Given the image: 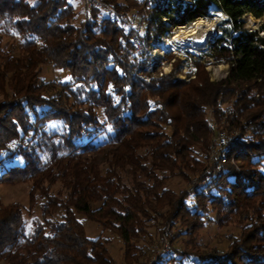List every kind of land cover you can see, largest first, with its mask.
I'll return each mask as SVG.
<instances>
[{"label": "trees", "instance_id": "obj_1", "mask_svg": "<svg viewBox=\"0 0 264 264\" xmlns=\"http://www.w3.org/2000/svg\"><path fill=\"white\" fill-rule=\"evenodd\" d=\"M92 1L76 22L69 0H0V184H28L40 210L27 230L0 204V264H264V38L240 21L264 0ZM211 6L232 25L211 42L227 77L195 61L194 80L151 78L153 41ZM44 65L70 81L39 82ZM220 131L235 135L213 150ZM207 222L236 232L209 247Z\"/></svg>", "mask_w": 264, "mask_h": 264}, {"label": "rangeland", "instance_id": "obj_2", "mask_svg": "<svg viewBox=\"0 0 264 264\" xmlns=\"http://www.w3.org/2000/svg\"><path fill=\"white\" fill-rule=\"evenodd\" d=\"M97 1L99 0H95V4L97 8L101 10L102 15L104 16L106 12L103 8H101L100 4ZM27 2L33 6L37 3V0H27ZM69 3L75 9L76 22L82 21L86 17L87 9L85 8L86 7L85 0H69ZM131 14H136L135 10H131L129 12V16ZM208 14L209 16L207 17V19L212 20L213 13L208 12ZM247 16H250L253 19L258 20L259 25L256 28L252 26H248L246 21ZM227 21H228V17L222 20H218L216 22L215 31L206 40L208 41L215 40L218 38L227 37L230 34L233 35L232 25L229 24ZM240 21L243 30H246L247 32H255L259 34L260 37L264 38V15L261 18H255L250 14L249 15L246 14L241 18ZM175 30L176 29L169 30L167 33L163 35V37L165 36L171 37ZM142 34L145 35V32L142 31ZM163 37L159 39L158 38L155 39L151 46V49L153 50V54H154L153 57L155 59L154 60L150 59L151 63L154 64L153 66H150L151 67L150 77L158 78L160 73L165 75L173 73L175 77H177V79L183 80L184 76L187 75L190 66L191 65L193 66V60H191L192 58L189 56L190 55L189 53L193 54V51L188 47L180 46V49H178L176 52L166 51L167 53L165 52L161 56H157L155 55V51L161 50V42ZM6 43H8L7 39L3 41L4 45ZM168 55H170L171 57ZM212 55L213 54H211V58L206 57L202 59L203 60L202 65H204V71L207 73L209 81L211 82H218L224 80L225 77H227L230 70L229 68L230 65L227 61V58H219L218 60H216L214 57H212ZM68 77H70V75L67 71L54 69L49 65H44L41 67L40 73L38 75V81L41 83L42 82H51L56 84L67 83L70 81L69 79H67ZM194 79L195 78H192L191 80ZM29 189L30 186L28 184H17V185L0 184V204L1 205L17 204L21 206L24 211V220L26 223L27 230L30 228L32 220L36 217L37 218L40 217L39 205L36 204L35 206L32 207V209L30 208V201L28 197ZM192 198H193L192 195L189 196L188 201H192ZM79 220L83 222L89 237L93 238L97 236L98 229L95 228V225L86 221L82 217H80ZM234 232H236L234 226L220 229L213 222H207L204 229L199 233L198 238L204 245H208L209 247H211L214 245L216 240H220L221 238L224 239L225 236L231 235ZM110 241L111 242L108 247L110 256L118 263L121 256L120 240L116 237H113L110 238ZM164 242L162 243V245L164 244Z\"/></svg>", "mask_w": 264, "mask_h": 264}, {"label": "built area", "instance_id": "obj_3", "mask_svg": "<svg viewBox=\"0 0 264 264\" xmlns=\"http://www.w3.org/2000/svg\"><path fill=\"white\" fill-rule=\"evenodd\" d=\"M94 2L92 0H86V6L87 8H91L93 6ZM129 27L131 30L135 31L136 32V35L133 37L132 39V44L135 48L136 51H139L142 47H143V34H142V31H144V29L142 28V26L139 24V17L137 16V14H131L129 16ZM185 27V26H184ZM181 27H178L176 29H179ZM206 40L203 44L195 47L194 49H192L193 51V54L192 53H189L190 57L192 58L191 60H193V66L191 65L190 66V69L187 73L186 76H184V79L185 81H189L191 80L192 78H195V75H196V67L194 66V62L195 61H200L202 63V59L203 58H208L210 57L211 58V54L213 53V47L211 45V42L213 40ZM203 46V47H202ZM167 53V52H166ZM148 54L150 55V59H155L153 57V50L150 49L148 50ZM154 64L151 63L150 61V66H153ZM230 68V67H229ZM163 75L165 74H162L160 73L159 74V77H162ZM226 78V77H225ZM146 80H149V79H146ZM235 134H232V133H227L225 131H220L218 132L215 137L212 139V142H211V148L213 150H216L217 148H220V147H223L226 145V143L231 140V138L234 136ZM168 247V243L167 241L164 242L163 244V248L166 249Z\"/></svg>", "mask_w": 264, "mask_h": 264}, {"label": "bare ground", "instance_id": "obj_4", "mask_svg": "<svg viewBox=\"0 0 264 264\" xmlns=\"http://www.w3.org/2000/svg\"><path fill=\"white\" fill-rule=\"evenodd\" d=\"M210 13H213V19H207V18H201L198 19L190 24H188L185 27H181L179 29H176L171 37H163L162 42H161V50L160 51H155V55L157 56H161L163 53H165L166 51L168 52H176L178 49H180V46H185L188 47L190 49H194L195 47L199 46L200 43H190L189 41L191 39H193L191 37V31L194 30L196 33V38H199L201 36H204L206 38H208L214 31L213 29H215L216 26V22L218 20H222L225 19L227 16L221 12L215 9L214 6L210 7L209 10ZM203 20L205 23L203 25L199 24V21ZM247 24L248 26H252L254 28H256L259 25V21L253 19L250 16H247L246 18ZM246 24V25H247ZM174 37H178L181 41H183V43H177L175 39H173ZM172 41L171 44H169L168 42ZM183 70V68H182Z\"/></svg>", "mask_w": 264, "mask_h": 264}, {"label": "snow or ice", "instance_id": "obj_5", "mask_svg": "<svg viewBox=\"0 0 264 264\" xmlns=\"http://www.w3.org/2000/svg\"><path fill=\"white\" fill-rule=\"evenodd\" d=\"M204 23H205V22H204L203 20L199 21V24H200V25H203ZM213 31H215V29H213ZM190 34H191V37L193 38V39H191V40L189 41L190 43H200V44H203V43L205 42V40L207 39V38L204 37V36H201V37H199V38H196V33H195L194 30H192ZM173 39H175L177 43H183V41H181L178 37H174ZM168 43L171 44L172 41H169ZM166 70H167V69H166ZM117 71H120V70L117 69ZM67 79L70 80L71 77H68ZM111 87H112V86L109 85V88H111ZM109 130L111 131V128H109Z\"/></svg>", "mask_w": 264, "mask_h": 264}, {"label": "water", "instance_id": "obj_6", "mask_svg": "<svg viewBox=\"0 0 264 264\" xmlns=\"http://www.w3.org/2000/svg\"><path fill=\"white\" fill-rule=\"evenodd\" d=\"M247 15H249V14H247Z\"/></svg>", "mask_w": 264, "mask_h": 264}]
</instances>
